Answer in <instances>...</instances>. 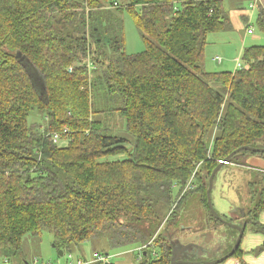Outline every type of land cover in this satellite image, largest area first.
I'll use <instances>...</instances> for the list:
<instances>
[{"label":"trees","instance_id":"obj_1","mask_svg":"<svg viewBox=\"0 0 264 264\" xmlns=\"http://www.w3.org/2000/svg\"><path fill=\"white\" fill-rule=\"evenodd\" d=\"M225 1L0 0V258L12 262L27 234L49 229L60 257L107 235L138 243L134 264H171L184 217L170 206L191 193L212 227L228 228L231 251L239 232L207 190L232 152L264 148V44L245 47L233 71L205 69L208 34L232 29ZM126 11L143 37L137 53L126 50ZM100 88L119 96L133 140L95 119ZM245 154L264 157L243 149L229 163ZM244 210L245 232L264 235V187Z\"/></svg>","mask_w":264,"mask_h":264},{"label":"rangeland","instance_id":"obj_2","mask_svg":"<svg viewBox=\"0 0 264 264\" xmlns=\"http://www.w3.org/2000/svg\"><path fill=\"white\" fill-rule=\"evenodd\" d=\"M257 11L256 9L252 14V27L255 30L253 35L247 34L246 23L241 19L237 20L235 18L230 19L231 23L233 22L232 29L208 34V44L204 50V67L207 71H233V69L235 70L236 68V60L242 56L241 53L245 47L264 44V32L259 28L256 22ZM123 20L127 52L131 54L142 51L145 48L143 37L140 29L135 24L133 16L126 11L123 14ZM217 55L222 57L223 61L221 63H215L213 60ZM91 65L92 64L89 62V66ZM93 101L95 106L94 117L102 122V126L106 133L125 136L133 140L127 129L125 118L121 115L119 110L121 107L119 96L106 95L105 90L100 88L95 91ZM40 116L38 111L35 110L32 112L29 121L34 123L42 121ZM43 125L42 128H45L46 125ZM58 143L64 145L67 143V139L62 138ZM260 157L263 158V161H260ZM194 181V179L190 180L182 194L187 190L195 188ZM263 187L264 157L259 154H245L239 157V164L228 163L218 171L214 180L210 199L218 214L226 215L228 218H234L235 223H244V216H241L240 209H246L247 205H250L252 197L254 195L257 196ZM252 189H254L256 193H253ZM180 191L181 188L177 187L175 192L176 203L181 197V195L179 196ZM232 201L234 203L233 205ZM182 203L181 207L179 206L175 210H173L175 205L170 206L171 212L174 211L175 214L182 213V217H184V221L178 230L179 234L189 232L186 231V228L194 225L197 226L195 230L201 231L205 237L211 236L212 234L210 232H212L216 236V241L218 236L223 237L220 235L221 233L228 230L222 223L218 224L220 226L216 228L211 226L215 221L208 217L203 208L199 207L200 198L198 195L191 193ZM236 207L239 209L238 211H236ZM199 209L205 213L204 216H200L201 212ZM167 211L169 210H166V212ZM219 229L221 230L219 231ZM148 235L151 238L149 232ZM206 242H211V238H208ZM86 243L87 247L84 250L89 257L92 256L94 251H102L112 255L114 264H134L139 260L137 256L138 243L136 242L111 243L109 236L100 235ZM75 252L77 254L81 253L79 248L75 249ZM24 258L29 261L34 260L37 264H47L48 262L58 264V262H63L65 256L60 257L57 249L54 247V232L49 229H44L39 234L29 233L24 237L22 253L19 257L12 260V264H24ZM0 264H5L1 258Z\"/></svg>","mask_w":264,"mask_h":264},{"label":"crops","instance_id":"obj_3","mask_svg":"<svg viewBox=\"0 0 264 264\" xmlns=\"http://www.w3.org/2000/svg\"><path fill=\"white\" fill-rule=\"evenodd\" d=\"M249 2L250 0L225 1V6L227 8L230 19L235 18L237 20L241 19L243 21L244 15L246 16L250 15L251 11L249 9ZM259 6H261L262 9H264V0L259 3ZM236 67H237V63H236ZM260 159H261L260 161H263L262 157H260ZM233 204L234 203L232 201V205ZM260 221L264 223V212H262L260 215ZM242 225L244 224L242 223ZM191 226H188L186 228V231L189 232L187 233L185 232L184 234H177L175 238H172V244L174 246V255H176L175 258L177 262L181 260H186L189 257L194 258L196 256H203V257L206 256L208 257L207 260H214L226 255L225 254L227 252L226 249L229 246L230 243L229 238L231 236L229 230L225 231L224 233H221L220 235H222L223 237L218 236V238L215 241L216 236L212 232H211L212 234L211 236L205 237L201 231L191 229L190 228ZM220 230L221 229H219V231ZM208 238H211V242L209 243L206 242ZM191 243H194L196 247L191 246L190 245ZM263 244H264V235L262 233L256 232L251 228L247 229L246 232L244 233V237L241 242V247L243 250L242 260H239L238 258L235 257L233 258V260L230 259L227 264H264V249L261 252H257V250L261 248ZM86 247H87V243L82 246V250L80 254L74 253L76 254L75 256L78 255L77 257H83V258L89 257L87 256V253L84 250ZM202 249L207 251L201 252L200 250ZM198 251H200L199 254ZM63 256H66V254H64ZM65 261H66V257L61 263H64ZM25 264H32V261H30V263H25Z\"/></svg>","mask_w":264,"mask_h":264},{"label":"water","instance_id":"obj_4","mask_svg":"<svg viewBox=\"0 0 264 264\" xmlns=\"http://www.w3.org/2000/svg\"><path fill=\"white\" fill-rule=\"evenodd\" d=\"M243 149H246V150H250V151H259V152H264V148H258V147H251V146H244V147H241L239 148L238 150L232 152L229 156H227L223 161H221L216 167L215 169L213 170L210 178H209V186H208V190H207V196H208V203H209V206L211 208V210L213 211V213L217 216L218 219L222 220L224 223L228 224L231 228H235L238 230V236L235 240V244L233 246V248L231 249V251L220 257V258H217V259H214V260H207L208 257L206 256H196L194 258L192 257H189L187 258L186 260H181V261H176V255H174V250H173V256H172V263L171 264H224L229 258L233 257L234 256V253L235 251L237 250V248L241 245V242H242V239L244 237V233H245V226L242 225V223H235V222H232L230 220H226L225 218H223L220 214H218V212L215 210L213 204H212V201H211V191H212V188H213V185H214V179H215V176L217 175L218 171L224 166V164L226 163H229L230 162V159L238 152V151H241ZM239 209L236 207V211H238ZM240 212H241V216H244L246 215V212L244 209H240ZM197 226H191L190 228L195 230ZM199 228V227H198ZM191 246H195L194 243H191L190 244ZM201 252H206L204 249L200 250ZM198 251V254L199 252ZM60 254L61 256L64 255L63 251H60Z\"/></svg>","mask_w":264,"mask_h":264},{"label":"built area","instance_id":"obj_5","mask_svg":"<svg viewBox=\"0 0 264 264\" xmlns=\"http://www.w3.org/2000/svg\"><path fill=\"white\" fill-rule=\"evenodd\" d=\"M261 1L263 0H250L249 2V9L251 13L249 15V21H248L247 30H246L248 35L254 34L255 32L254 28L252 27V14L257 9ZM214 60L219 63L223 61L222 57L219 55L215 56ZM52 137L54 141H58L59 133H53ZM65 257H66V261L64 263H58V264H112L113 263L112 255H110L109 253L102 252V251H94L92 256L89 258L77 257L72 252L67 253ZM233 258L231 259L233 260ZM1 259L5 264H12L9 258L3 257ZM228 261L226 262V264L228 263ZM32 264H37V263L33 260ZM47 264H54V263L48 262Z\"/></svg>","mask_w":264,"mask_h":264}]
</instances>
